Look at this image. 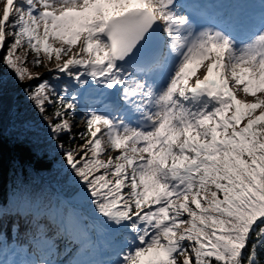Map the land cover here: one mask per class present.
I'll return each instance as SVG.
<instances>
[{"label":"snow or ice","instance_id":"obj_1","mask_svg":"<svg viewBox=\"0 0 264 264\" xmlns=\"http://www.w3.org/2000/svg\"><path fill=\"white\" fill-rule=\"evenodd\" d=\"M0 2L22 86L0 76V246L38 233L25 264H264V0ZM5 113L14 143L62 157L55 205L5 156Z\"/></svg>","mask_w":264,"mask_h":264},{"label":"trees","instance_id":"obj_2","mask_svg":"<svg viewBox=\"0 0 264 264\" xmlns=\"http://www.w3.org/2000/svg\"><path fill=\"white\" fill-rule=\"evenodd\" d=\"M2 55L3 52H0V56ZM29 57H32L31 53H29L28 58ZM39 74H41V72ZM0 76H2L9 84L10 92L13 95L20 96V87L22 86L15 85L13 74L3 65H0ZM41 77L42 79H50V76L44 77L41 75ZM31 83L36 84L38 82L32 81ZM80 115H82V113L77 114V123L73 127V132L81 131L83 129V125L79 122ZM4 119L6 131V139L4 142L5 156L8 159L20 160L27 166L26 178L37 189L43 190L45 197L49 199L53 205L57 203L58 199H64L71 192V187L69 182L65 179V173L61 166L62 157L57 156L58 150L53 151L50 148H44L43 151L37 155L33 153L28 145L14 143L11 139L12 130L8 113H5ZM61 139L64 141L65 147L71 146L68 142L67 136H63ZM10 177L11 173L9 172L6 178L8 187H11L9 182ZM29 236L31 237L32 242L35 240H33V238L36 236L39 237L38 240L41 243L40 249L46 251V248L42 243V238L38 233L36 236H33L32 233ZM50 258L64 260L66 257L65 253L61 251L58 255H53Z\"/></svg>","mask_w":264,"mask_h":264},{"label":"rangeland","instance_id":"obj_3","mask_svg":"<svg viewBox=\"0 0 264 264\" xmlns=\"http://www.w3.org/2000/svg\"><path fill=\"white\" fill-rule=\"evenodd\" d=\"M2 7H3V3L2 2H0V9H2ZM49 43H51V40L49 41ZM75 47H78V42H77V44L76 45H74V48ZM20 55H23V50H20V53H19ZM54 58V57H53ZM29 60H31L32 59V57H29L28 58ZM48 67H54V64H52V63H49L48 64ZM27 68H28V70L30 71V72H32V73H40L41 72V74H42V76H50V73L47 71V69L46 68H44V67H33L30 63L29 64H27ZM36 68H38V69H36ZM41 79H42V77H41ZM38 83H39V81H37ZM28 235H31V232L28 234ZM32 235H33V233H32ZM34 236V235H33ZM35 236H36V234H35ZM37 240L36 241H34V243H26V246L27 247H33V248H35V251H37V252H39V254L42 256V254L44 253V251L43 252H41L40 250V243H39V240H38V238L39 237H35ZM25 241H28V240H25ZM37 252H36V254H37ZM41 252V253H40ZM45 254V253H44Z\"/></svg>","mask_w":264,"mask_h":264}]
</instances>
